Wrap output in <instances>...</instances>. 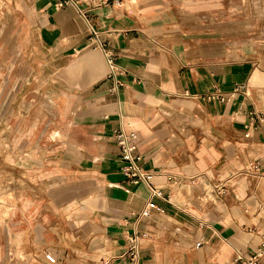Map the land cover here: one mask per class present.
I'll list each match as a JSON object with an SVG mask.
<instances>
[{"label": "crops", "instance_id": "crops-1", "mask_svg": "<svg viewBox=\"0 0 264 264\" xmlns=\"http://www.w3.org/2000/svg\"><path fill=\"white\" fill-rule=\"evenodd\" d=\"M113 1L0 0L1 190L35 194L0 218V264H129L149 195L121 174L120 117L169 196L137 225L138 264H243L264 243V0Z\"/></svg>", "mask_w": 264, "mask_h": 264}, {"label": "built area", "instance_id": "built-area-1", "mask_svg": "<svg viewBox=\"0 0 264 264\" xmlns=\"http://www.w3.org/2000/svg\"><path fill=\"white\" fill-rule=\"evenodd\" d=\"M113 5L116 7L121 6V0L113 1ZM122 32L118 30H107L104 34L108 37H115L120 35ZM90 40L94 44L95 49L99 50L104 58L105 65L107 68L106 80L111 83L109 93L116 94L120 89L125 88L124 78L126 76L125 71L118 65L117 58L114 54L113 48L108 42L101 41L100 33L91 29ZM238 92V89L235 90ZM221 92L218 89L206 94L202 99L206 101H215L221 99ZM187 95V94H186ZM243 95L248 96L247 89L244 88ZM255 113H253V116ZM134 134L128 133L124 130L122 125V119L118 127L112 129L110 132V139L117 146L121 166V174L124 176L126 181L131 185L141 184L144 185L148 190L149 201L144 206L141 212L133 214L131 219L126 223L131 231L126 235L125 238V252L124 257L129 264H138L139 261V240L141 234L137 231V225L140 220L148 217L150 211L155 209V205L152 203V199H164L167 200L169 196H164L162 191L152 185L154 175L145 170L140 162L141 157L136 154V145L133 141ZM217 196H221L225 193V186L220 185L215 188ZM200 243H197L198 247ZM264 256V243H261L254 253V255L245 260L241 256L237 257L236 261L243 264H258V260ZM45 259L49 263H54V259L51 255H45Z\"/></svg>", "mask_w": 264, "mask_h": 264}, {"label": "rangeland", "instance_id": "rangeland-1", "mask_svg": "<svg viewBox=\"0 0 264 264\" xmlns=\"http://www.w3.org/2000/svg\"><path fill=\"white\" fill-rule=\"evenodd\" d=\"M9 148L7 147V150ZM9 175H2L0 174V197L2 198L1 196V193H2V183L4 182L5 179L9 178L8 177ZM11 179H13V176H11ZM15 181H18L17 179H14ZM259 190H257V193H258ZM30 195H35L34 192L30 189L29 186H19V187H16L15 188V191L13 193V195L11 197H4L3 199L0 198V218L3 216L4 219H7L9 216L12 215V213H17V210L19 207L21 206H18L16 205L17 203H19L20 201H25L26 202V205L22 206V209H26L27 206L29 205V198H30ZM191 196H194V195H191ZM196 196H198L197 198L199 199H203L205 201H207V194L202 193L201 191L198 192V194H196ZM195 197V196H194ZM206 198V199H205ZM2 202H4L5 204H1ZM263 204H264V201H263ZM7 222V221H6ZM4 222V224L6 223ZM0 224H2L0 222Z\"/></svg>", "mask_w": 264, "mask_h": 264}, {"label": "bare ground", "instance_id": "bare-ground-1", "mask_svg": "<svg viewBox=\"0 0 264 264\" xmlns=\"http://www.w3.org/2000/svg\"><path fill=\"white\" fill-rule=\"evenodd\" d=\"M1 196H2V198H1V197H0V198H1V199H3V198H4V196H3V194H2V193H1Z\"/></svg>", "mask_w": 264, "mask_h": 264}]
</instances>
